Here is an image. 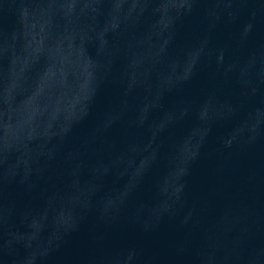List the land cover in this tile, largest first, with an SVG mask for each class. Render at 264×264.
<instances>
[{
	"label": "water",
	"instance_id": "obj_1",
	"mask_svg": "<svg viewBox=\"0 0 264 264\" xmlns=\"http://www.w3.org/2000/svg\"><path fill=\"white\" fill-rule=\"evenodd\" d=\"M0 264H264V0H0Z\"/></svg>",
	"mask_w": 264,
	"mask_h": 264
}]
</instances>
